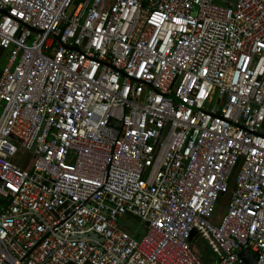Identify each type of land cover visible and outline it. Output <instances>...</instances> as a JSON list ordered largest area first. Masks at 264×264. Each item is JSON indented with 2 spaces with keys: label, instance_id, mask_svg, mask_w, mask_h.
Segmentation results:
<instances>
[{
  "label": "built area",
  "instance_id": "2783aa9c",
  "mask_svg": "<svg viewBox=\"0 0 264 264\" xmlns=\"http://www.w3.org/2000/svg\"><path fill=\"white\" fill-rule=\"evenodd\" d=\"M219 2L0 0V264H264V0Z\"/></svg>",
  "mask_w": 264,
  "mask_h": 264
},
{
  "label": "rangeland",
  "instance_id": "374dc122",
  "mask_svg": "<svg viewBox=\"0 0 264 264\" xmlns=\"http://www.w3.org/2000/svg\"><path fill=\"white\" fill-rule=\"evenodd\" d=\"M219 1V0H218ZM234 0H227V2H219L220 5H232ZM72 9L70 10V12ZM7 52H3L0 57V72L3 69V66L6 62ZM119 225L127 228L128 231L135 237L139 238L145 232V226H143L139 221L134 220L132 217L124 215L119 219ZM198 237L194 239L193 246L200 255L201 259L209 262L215 263L217 257V247L211 237L204 231L200 230Z\"/></svg>",
  "mask_w": 264,
  "mask_h": 264
},
{
  "label": "water",
  "instance_id": "95a60500",
  "mask_svg": "<svg viewBox=\"0 0 264 264\" xmlns=\"http://www.w3.org/2000/svg\"><path fill=\"white\" fill-rule=\"evenodd\" d=\"M112 122V121H111ZM134 220L139 221L140 219L135 216L129 214ZM145 225H148V222L145 223ZM195 234V231H193L192 235ZM239 258L245 262L246 264H255V259L252 257V255L249 253V249L245 248L242 251L238 253Z\"/></svg>",
  "mask_w": 264,
  "mask_h": 264
}]
</instances>
